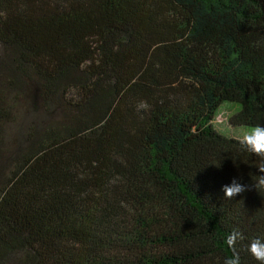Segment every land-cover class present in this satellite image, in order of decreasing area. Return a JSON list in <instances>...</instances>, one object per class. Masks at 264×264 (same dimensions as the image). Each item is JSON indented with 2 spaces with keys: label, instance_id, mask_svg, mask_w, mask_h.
Segmentation results:
<instances>
[{
  "label": "trees",
  "instance_id": "trees-1",
  "mask_svg": "<svg viewBox=\"0 0 264 264\" xmlns=\"http://www.w3.org/2000/svg\"><path fill=\"white\" fill-rule=\"evenodd\" d=\"M257 125L264 0H0V264H259Z\"/></svg>",
  "mask_w": 264,
  "mask_h": 264
},
{
  "label": "clouds",
  "instance_id": "clouds-1",
  "mask_svg": "<svg viewBox=\"0 0 264 264\" xmlns=\"http://www.w3.org/2000/svg\"><path fill=\"white\" fill-rule=\"evenodd\" d=\"M238 143L242 150L247 151L261 160V166L258 168L261 173H264V125H257L246 129L238 136ZM255 188L264 187V175H262ZM249 190L247 185L240 183L237 179H233L230 184L222 187L224 198L226 200L235 199ZM245 239L243 233L239 230H233L228 234L226 243L229 248L233 249L234 254L231 257L224 259L223 264H240L239 254L235 252V246L238 242ZM249 254L259 262L264 264V239L253 238L247 245Z\"/></svg>",
  "mask_w": 264,
  "mask_h": 264
},
{
  "label": "rangeland",
  "instance_id": "rangeland-1",
  "mask_svg": "<svg viewBox=\"0 0 264 264\" xmlns=\"http://www.w3.org/2000/svg\"><path fill=\"white\" fill-rule=\"evenodd\" d=\"M226 108H228V107H225V106H223L222 107V109H221V115L219 116V118L217 119V125L219 126L220 125V128H222V129H225L228 125H227V123H228V119H229V117L232 115V111L230 110V109H226ZM229 127V126H228ZM231 128V127H230ZM246 129H248V128H245V130ZM227 130H229V129H227ZM244 130V131H245Z\"/></svg>",
  "mask_w": 264,
  "mask_h": 264
}]
</instances>
